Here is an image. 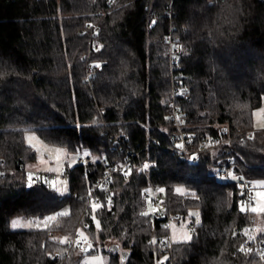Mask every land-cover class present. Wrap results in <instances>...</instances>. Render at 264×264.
Here are the masks:
<instances>
[{"label":"trees","instance_id":"obj_1","mask_svg":"<svg viewBox=\"0 0 264 264\" xmlns=\"http://www.w3.org/2000/svg\"><path fill=\"white\" fill-rule=\"evenodd\" d=\"M87 24L94 37L80 34ZM170 30L181 47L176 110L196 156L169 138ZM263 100L262 0H0V264H83L68 244L79 230L84 253L101 251L107 264H256L238 177L251 190L264 181V127L253 125ZM221 126L229 142L219 145ZM28 133L91 156L65 169L67 193L30 174ZM205 140L212 153L200 151ZM127 157L126 172L96 187ZM150 186L162 194L160 218L146 212ZM50 215L46 228L9 225ZM185 218L191 239L168 243L170 224Z\"/></svg>","mask_w":264,"mask_h":264},{"label":"rangeland","instance_id":"obj_2","mask_svg":"<svg viewBox=\"0 0 264 264\" xmlns=\"http://www.w3.org/2000/svg\"><path fill=\"white\" fill-rule=\"evenodd\" d=\"M253 125L255 129L264 127V100L259 108L253 111ZM27 143L36 151L37 161L29 169L30 174H40L45 176L46 182L54 188L59 194L68 192L67 179L64 176V171L67 167L75 166L79 159H83L84 155L67 154L66 151L57 147L49 146L42 143L34 134H26ZM234 176L230 174L229 178L232 180ZM252 205L249 211L252 213L253 226L256 232H264V181H254L252 183ZM146 212L153 214L156 208L147 201ZM255 208L256 211H252ZM55 215H50L44 219H33L31 221H21L20 219H13L10 222V227L13 229H29V228H46L55 220ZM198 220V219H197ZM97 226V223H95ZM190 219L173 221L169 226L168 238L170 242L188 241L186 237H191ZM77 239L83 241L84 244L88 242L86 235L79 230ZM88 244V243H87ZM82 248L75 249L71 257L74 259L81 258L83 264H107L108 257L101 251L92 253H84Z\"/></svg>","mask_w":264,"mask_h":264},{"label":"built area","instance_id":"obj_3","mask_svg":"<svg viewBox=\"0 0 264 264\" xmlns=\"http://www.w3.org/2000/svg\"><path fill=\"white\" fill-rule=\"evenodd\" d=\"M11 1V0H10ZM36 1H47V0H36ZM117 0H106V4L108 7H113L115 5ZM90 32V36L94 37L96 34V31H98V28L94 24H87L84 28L81 29L80 34L85 35L86 32ZM165 40L168 44V61H169V67L170 71L172 73V79H171V92H170V107L172 109L171 119L173 121L172 131L169 134L170 141L175 144V151L180 154H190L196 156L198 154V150H190L189 144L191 143L192 139L191 137L185 132L183 128V121L178 117V113L176 110V97L179 94L178 89L182 84V81L179 77H175L174 72L177 71L179 74L180 69L177 67V60L178 55L180 54L181 47L180 45L175 41V38L173 37L171 30L166 34ZM90 70V68H89ZM228 131L225 126H221L219 129V136L221 137L219 141V145L226 144L229 142L228 139H222L223 136L227 135ZM251 132L248 133V136H251ZM217 141V140H216ZM214 145H212V141L205 140L204 144L201 146L200 151H209L210 153L213 152ZM226 157L225 160L232 162L233 158L232 156H229L227 151H225ZM136 153H133L131 156H136ZM83 159H79V162L83 165H89L92 163V158L89 155L88 152L84 154ZM104 165L105 162H102ZM131 166V158H125L124 162L116 167H105L103 175L98 179L96 187L98 188H105L107 183L111 180L112 176L118 172H126L127 169H129ZM143 166L140 167L139 172L143 171ZM238 180L241 182V194L242 199L240 200V205L247 211H249L250 206L252 205V190H251V183L247 180H245L243 177H238ZM143 196L150 200L151 204L156 208V211L152 214L155 218H160L163 216V206L161 205L162 200V194L160 191L150 186L143 192ZM107 201V200H106ZM95 204H99L98 199L91 198L89 200V205L93 206ZM171 221L168 220V224H170ZM250 230L251 235V241L255 243L254 248V255L257 257L258 262L256 264H264V241L258 239L257 232L255 231V228L253 225L249 226L248 228ZM234 232H237V229L234 230ZM78 231L74 234V236L69 239L68 244L75 248H82L84 246V242L77 239ZM166 241L168 243L170 242V239L168 236L166 237ZM51 258L53 260H58V255H52Z\"/></svg>","mask_w":264,"mask_h":264},{"label":"water","instance_id":"obj_4","mask_svg":"<svg viewBox=\"0 0 264 264\" xmlns=\"http://www.w3.org/2000/svg\"><path fill=\"white\" fill-rule=\"evenodd\" d=\"M262 1H264V0H262ZM89 248H90V246H89V245H86V246L84 247V252H87V251L89 250Z\"/></svg>","mask_w":264,"mask_h":264},{"label":"snow or ice","instance_id":"obj_5","mask_svg":"<svg viewBox=\"0 0 264 264\" xmlns=\"http://www.w3.org/2000/svg\"><path fill=\"white\" fill-rule=\"evenodd\" d=\"M29 179H31V177H29ZM252 211H256V209L253 208ZM186 239H191V237H186Z\"/></svg>","mask_w":264,"mask_h":264}]
</instances>
